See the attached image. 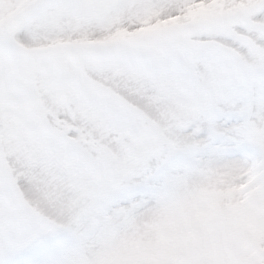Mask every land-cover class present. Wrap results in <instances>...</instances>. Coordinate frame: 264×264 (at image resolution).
Wrapping results in <instances>:
<instances>
[{
    "label": "snow or ice",
    "instance_id": "snow-or-ice-1",
    "mask_svg": "<svg viewBox=\"0 0 264 264\" xmlns=\"http://www.w3.org/2000/svg\"><path fill=\"white\" fill-rule=\"evenodd\" d=\"M0 264H264V0H0Z\"/></svg>",
    "mask_w": 264,
    "mask_h": 264
}]
</instances>
